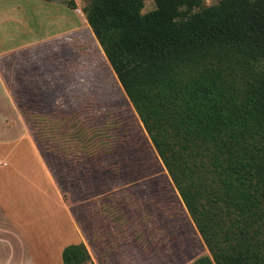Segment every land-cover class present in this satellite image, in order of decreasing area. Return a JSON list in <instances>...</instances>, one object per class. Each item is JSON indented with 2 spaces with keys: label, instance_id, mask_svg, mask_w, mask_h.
Masks as SVG:
<instances>
[{
  "label": "trees",
  "instance_id": "obj_1",
  "mask_svg": "<svg viewBox=\"0 0 264 264\" xmlns=\"http://www.w3.org/2000/svg\"><path fill=\"white\" fill-rule=\"evenodd\" d=\"M146 1L81 11L212 263L264 264V0Z\"/></svg>",
  "mask_w": 264,
  "mask_h": 264
},
{
  "label": "rangeland",
  "instance_id": "obj_2",
  "mask_svg": "<svg viewBox=\"0 0 264 264\" xmlns=\"http://www.w3.org/2000/svg\"><path fill=\"white\" fill-rule=\"evenodd\" d=\"M152 7L147 0L142 12ZM40 47L0 60L5 83L7 60L15 69V132L0 142L45 166L88 262L213 264L87 25Z\"/></svg>",
  "mask_w": 264,
  "mask_h": 264
},
{
  "label": "crops",
  "instance_id": "obj_3",
  "mask_svg": "<svg viewBox=\"0 0 264 264\" xmlns=\"http://www.w3.org/2000/svg\"><path fill=\"white\" fill-rule=\"evenodd\" d=\"M79 1L0 0V60L77 33L86 25ZM27 63L21 65L24 73L32 68ZM10 64L7 60V83L0 73V135L15 132V95L7 91L15 72ZM10 143L0 142V155L6 159L0 161V264H62V249L80 243L75 223L45 166L25 161L24 155L16 160V145ZM21 143L23 152L27 147L30 153L29 143Z\"/></svg>",
  "mask_w": 264,
  "mask_h": 264
}]
</instances>
